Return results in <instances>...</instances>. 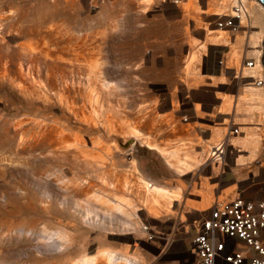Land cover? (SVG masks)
Masks as SVG:
<instances>
[{
  "label": "rangeland",
  "instance_id": "rangeland-1",
  "mask_svg": "<svg viewBox=\"0 0 264 264\" xmlns=\"http://www.w3.org/2000/svg\"><path fill=\"white\" fill-rule=\"evenodd\" d=\"M230 6L0 0V264H69L102 249L138 264H181L213 200L264 198V103L242 77L259 27L245 20L222 37L209 31ZM216 121L224 128L216 140L228 144L219 156L209 155L216 140L206 127ZM232 123L239 132L229 138ZM59 124L83 142L81 154L50 144ZM98 144L108 156H97ZM175 158L190 170L177 171L168 162ZM77 176L93 183L89 193L68 181ZM138 177L177 198L149 215ZM119 197L129 215L106 210L104 199Z\"/></svg>",
  "mask_w": 264,
  "mask_h": 264
},
{
  "label": "built area",
  "instance_id": "built-area-1",
  "mask_svg": "<svg viewBox=\"0 0 264 264\" xmlns=\"http://www.w3.org/2000/svg\"><path fill=\"white\" fill-rule=\"evenodd\" d=\"M185 2L187 0H170L176 7ZM245 8V0H231V11L215 15L213 28H237L242 19L247 20ZM244 62L252 65L250 60ZM261 77L253 78V82L260 85L264 75ZM238 127L234 123L227 125L224 135H236ZM219 150L214 155L221 154ZM193 228L187 256L181 264H264V198L251 199L237 193L215 199L195 220Z\"/></svg>",
  "mask_w": 264,
  "mask_h": 264
},
{
  "label": "bare ground",
  "instance_id": "bare-ground-1",
  "mask_svg": "<svg viewBox=\"0 0 264 264\" xmlns=\"http://www.w3.org/2000/svg\"><path fill=\"white\" fill-rule=\"evenodd\" d=\"M144 1H147V0H144ZM185 3H187V2H185ZM229 3L231 5V0H229ZM245 7H246L245 8L246 9L245 16H246L247 21L249 20V22L250 23H253L254 26L259 27V30H257V31H250L251 33L249 35L250 36L249 43L251 44L250 46L253 47V48L247 50V52H248V55H251L253 57V62H252V65L251 66H246L245 63H244V67H242V77H246L247 78V79H244V81L246 80L247 81V84H248L246 86L247 87L246 90H247L248 94L251 97H255L256 99L257 98H262V99H260V101H263V103H264V81H261L260 85H257V84H255V82H253V78H255V79H262L261 76L263 75L262 74V68L263 67H262L260 61H261V53H262V51H261V49H262V39L264 37V7L262 6V4L258 0H253V1L245 0ZM230 11H231V9H230ZM222 14H223V11H220L216 15H222ZM244 21H245V19H242L240 25ZM250 26H253V25L251 24ZM218 30H222L221 31V34L219 35V37H222V33L224 31H226V30L219 29V28L209 29V31H218ZM258 31H260L261 36L259 37V40L257 41L254 38H255V35L257 34ZM257 35H260V34H257ZM256 43L259 44L258 45L259 46L258 49L254 48V47L257 46ZM43 51L46 53V55H50L51 56L53 54L52 51L50 49H48V48L47 49H43L42 48V52ZM233 55H235V57H237L236 54H233ZM34 60L35 59L31 60L30 62L28 61L29 63L27 65V67L30 70L33 67ZM20 67L22 68L23 66L21 65ZM48 71H49V69H47V72ZM29 72H31V71H29ZM38 72H39V69H38ZM70 75H71V73H70ZM96 75L99 76L98 72H97ZM38 76H40V75H38ZM38 76H37V78L33 76V79L32 80L34 81V80L37 79V81H39L40 79H39ZM71 77L73 78V76H71ZM63 81L65 82L66 80L63 79ZM88 82H89V80H88ZM90 85H91V83H90ZM105 87L108 88V89L110 88L109 87V84H106ZM90 88H94V87H90ZM93 90L94 89H91L89 91L90 92H93ZM97 92L95 94L96 96H97ZM60 93L62 94V91ZM95 98H97V97H95ZM222 101H223L222 102V107H221V109H220L219 112L227 113L229 111V103H230L229 101L230 100L223 99ZM263 103H261V104H263ZM262 106H264V105H262ZM258 108H259V105H258ZM78 109H80V108H78ZM223 119H224L223 123H225L226 120H227V117L226 118H223ZM259 119H261V118H259ZM112 122H114V121H112ZM215 123H217V124L215 125L213 123V125L206 126V127H211L212 128L209 132L211 133V135L213 136V138L216 140L219 135H222V133L224 131V128H223V126L222 127H219L217 121ZM50 130L51 131H49V134L50 133L51 134L50 135L48 134L49 135L50 144H52L54 147H56V149L65 150V149L69 148V146H70L71 149L74 152L78 153V155L81 154L84 151V147H83L84 144L80 140V138L78 136L74 135V141H73L72 140V136H70L71 141H69L70 139H69V137L67 138V135H71V134H69V133L66 134L67 131H65L64 128L60 124L59 125H55L54 127L52 125L51 128H50ZM41 133H46V131L43 130ZM41 133L39 132V134H41ZM227 137L231 138L229 135H227ZM250 138H252V137H246L245 138V141L248 142L250 140ZM253 142L254 143H253V146L252 147H255V144L257 143L256 142V139H253ZM230 144L231 143H229V145ZM221 146H222V143L220 142V140H216V142L213 143V146H212V149H211V150L214 149L216 151H211L210 150L209 155H214L215 152H217V150H219V149H220L219 152L222 153L224 151V149L227 148L228 144L223 145V149H221ZM92 147L93 148L96 147L95 149H97L99 151V153H98L97 156H99L100 158H101V155L102 156H108V151H107L108 150V147L107 146L106 147L105 146H100L98 144V146L92 145ZM251 150L254 152L255 148L254 149H251ZM219 154L216 153L217 156H219ZM84 156H86V155H84ZM168 162H169V164L175 166L176 167V170L177 171H180V172H182V171H188L191 168L190 167L191 166L190 162H188L186 160L183 161L181 159L175 158V159H169ZM196 162L197 161H195L194 163H196ZM138 180H143L142 181L143 182L142 183L143 190H142V196L141 197H142V199L144 201L145 208H146L147 212L149 213V215H151L153 217L157 216L160 213L159 207L163 208V211H166L168 209V206H169L171 200L177 198V194L175 192L173 193V192H171L170 190H168V189H166L164 187L155 185L154 183H150L149 181H147V179H141L140 177H138ZM68 181H70L72 183V186L79 187L81 190H86V192H88V193L91 191L92 184H93V183L91 184L88 180H81L80 177H78V176L75 177L74 180H68ZM104 202H106V210H108V211H111L112 212L113 210L119 209V210H121L125 214H128V215L130 214V212H129V209H130L129 203L126 200H124V199H122L120 197L119 198H114V199H111V200H109V198H107V199H104ZM137 223H138L137 220L132 221V224L133 225H137ZM59 236L62 237V235H59ZM63 242H65V241H63ZM99 257L102 258V264H117V263H120V264H138V260L136 259V257L134 255L133 256H130L128 254L119 255V254L114 253V251L107 250V249L99 250L96 253H93V254H90V255H86L85 254L83 256H78L75 260L71 261L69 264H97V259Z\"/></svg>",
  "mask_w": 264,
  "mask_h": 264
},
{
  "label": "water",
  "instance_id": "water-1",
  "mask_svg": "<svg viewBox=\"0 0 264 264\" xmlns=\"http://www.w3.org/2000/svg\"><path fill=\"white\" fill-rule=\"evenodd\" d=\"M264 7V0H258ZM261 64L263 66V75H264V37L262 39V53H261ZM156 252V251H154Z\"/></svg>",
  "mask_w": 264,
  "mask_h": 264
}]
</instances>
